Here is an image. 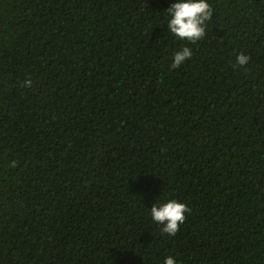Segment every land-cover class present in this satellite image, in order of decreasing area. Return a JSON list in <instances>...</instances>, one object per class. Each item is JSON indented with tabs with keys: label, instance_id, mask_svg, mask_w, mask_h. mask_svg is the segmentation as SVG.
Instances as JSON below:
<instances>
[{
	"label": "trees",
	"instance_id": "16d2710c",
	"mask_svg": "<svg viewBox=\"0 0 264 264\" xmlns=\"http://www.w3.org/2000/svg\"><path fill=\"white\" fill-rule=\"evenodd\" d=\"M175 2L0 0V264H264V0Z\"/></svg>",
	"mask_w": 264,
	"mask_h": 264
},
{
	"label": "clouds",
	"instance_id": "9594fccd",
	"mask_svg": "<svg viewBox=\"0 0 264 264\" xmlns=\"http://www.w3.org/2000/svg\"><path fill=\"white\" fill-rule=\"evenodd\" d=\"M170 16L167 22L170 32L180 40H187L196 43L206 34V23L212 19L213 8L208 0H176L166 9ZM193 51L190 47L184 46L177 51L173 57L171 67L173 69L182 65L191 58ZM250 57L243 52L237 55L236 64L243 67L248 64ZM32 81H25V86H31ZM189 206L176 199H169L166 202L154 203L150 208L153 220L162 225L161 231L170 236H175L180 225L186 219V213L190 212ZM164 264H177L176 259L169 255L165 258Z\"/></svg>",
	"mask_w": 264,
	"mask_h": 264
}]
</instances>
